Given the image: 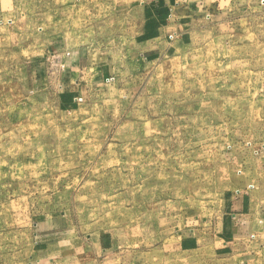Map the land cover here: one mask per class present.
I'll return each mask as SVG.
<instances>
[{
    "label": "rangeland",
    "instance_id": "374dc122",
    "mask_svg": "<svg viewBox=\"0 0 264 264\" xmlns=\"http://www.w3.org/2000/svg\"><path fill=\"white\" fill-rule=\"evenodd\" d=\"M150 1L0 0V264H264V0Z\"/></svg>",
    "mask_w": 264,
    "mask_h": 264
},
{
    "label": "crops",
    "instance_id": "0c3cea01",
    "mask_svg": "<svg viewBox=\"0 0 264 264\" xmlns=\"http://www.w3.org/2000/svg\"><path fill=\"white\" fill-rule=\"evenodd\" d=\"M178 3V0H152L150 2H148L145 5V10L146 12L149 13L150 11V16H152V22H151V27L150 29H153L152 31H148L147 33H153L156 34L157 37H163L166 35L165 31L168 29V33L170 31L171 28V20H167V22H169V25H167V27L164 25L162 19L165 18L168 14V10H171V8L173 6H175V4ZM158 13H162L164 16L163 17H159ZM158 15V16H157ZM161 18V19H160ZM165 21V19H163ZM171 29L174 30V27H172ZM180 27H177V30H179ZM182 30V29H181ZM179 32H183V31H179ZM156 41V40H155ZM250 189H254L253 186L249 187Z\"/></svg>",
    "mask_w": 264,
    "mask_h": 264
}]
</instances>
